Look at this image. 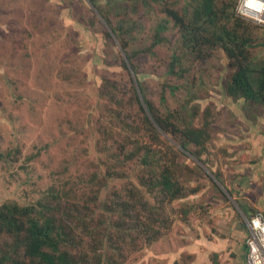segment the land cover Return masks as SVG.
<instances>
[{"label": "rangeland", "instance_id": "374dc122", "mask_svg": "<svg viewBox=\"0 0 264 264\" xmlns=\"http://www.w3.org/2000/svg\"><path fill=\"white\" fill-rule=\"evenodd\" d=\"M98 1L114 25L124 20L127 29L132 23L145 39L135 42L133 61L143 74L148 97L172 110L188 103L183 110L188 116L199 105L195 122L208 123L211 132L202 157L208 168L230 181L228 174L239 164L254 162L244 154L249 149L246 137L255 130L249 131L248 124L264 123V110L227 95L233 69L224 51L214 50L203 63L189 55L183 78L166 74L168 59L178 50V28L168 24L166 39L154 48L155 54L148 52L153 40L147 39L166 21L164 4ZM168 1L180 13L191 2ZM230 2H235L236 11L239 0ZM90 8L88 0H0V205L9 201L27 205L52 187L80 186L103 157L98 144L104 139L103 126L113 125V117L99 87L103 77L111 76L123 86L127 77L118 65L117 46L103 36ZM258 33L253 56L264 64V28ZM124 182L111 180L109 187ZM202 183L200 192L174 204L189 214L176 213L170 233L122 264H190L189 256L180 260L169 256L174 242L188 246L190 236L202 231L205 222L214 223L219 200H229L218 197L210 182ZM220 186L226 187L224 182Z\"/></svg>", "mask_w": 264, "mask_h": 264}, {"label": "trees", "instance_id": "16d2710c", "mask_svg": "<svg viewBox=\"0 0 264 264\" xmlns=\"http://www.w3.org/2000/svg\"><path fill=\"white\" fill-rule=\"evenodd\" d=\"M148 1L164 4L166 15L147 37L153 40L148 52H157L168 24L178 28V50L168 59L166 74L183 78L189 55L203 63L221 49L233 69L227 95L264 110V64L254 61L252 47L263 25L238 16L230 0H191L185 13L171 8L168 0ZM88 2L103 36L117 46L118 65L127 77L124 86L103 77L99 87L113 117L98 144L103 157L80 186L52 187L27 205H0V264H122L170 233L176 213L189 214L174 204L200 192L202 182H210L218 197L226 196L222 176L202 160L211 132L208 123L195 122L199 105L188 116L183 113L188 103L172 110L152 101L133 61L135 42L145 40L141 32L132 23L124 29V20L114 25L98 0ZM111 180L125 182L109 187Z\"/></svg>", "mask_w": 264, "mask_h": 264}, {"label": "crops", "instance_id": "0c3cea01", "mask_svg": "<svg viewBox=\"0 0 264 264\" xmlns=\"http://www.w3.org/2000/svg\"><path fill=\"white\" fill-rule=\"evenodd\" d=\"M256 123L248 124L249 131L255 130L246 137L249 149L242 152L255 161L239 164L235 172L228 174L230 181L223 179L228 202L219 200L214 223L205 222V230L191 235L188 246L174 240V250L169 251L174 260L186 255L190 264H247L249 221L255 213H264V123Z\"/></svg>", "mask_w": 264, "mask_h": 264}, {"label": "built area", "instance_id": "2783aa9c", "mask_svg": "<svg viewBox=\"0 0 264 264\" xmlns=\"http://www.w3.org/2000/svg\"><path fill=\"white\" fill-rule=\"evenodd\" d=\"M236 14L264 26V0H239ZM249 228L247 264H264V213H255L249 221Z\"/></svg>", "mask_w": 264, "mask_h": 264}, {"label": "clouds", "instance_id": "9594fccd", "mask_svg": "<svg viewBox=\"0 0 264 264\" xmlns=\"http://www.w3.org/2000/svg\"><path fill=\"white\" fill-rule=\"evenodd\" d=\"M257 22H260V21H257Z\"/></svg>", "mask_w": 264, "mask_h": 264}]
</instances>
